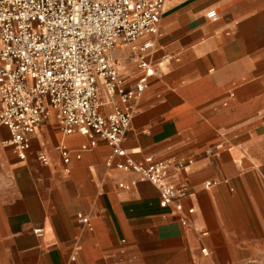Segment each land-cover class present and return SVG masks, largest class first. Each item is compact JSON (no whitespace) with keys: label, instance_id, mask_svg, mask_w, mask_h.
<instances>
[{"label":"crops","instance_id":"1","mask_svg":"<svg viewBox=\"0 0 264 264\" xmlns=\"http://www.w3.org/2000/svg\"><path fill=\"white\" fill-rule=\"evenodd\" d=\"M147 39L154 74L121 147L168 163L166 182L187 188L183 211L160 206L120 157L107 165L104 139L64 134L51 110L24 159L0 127V264H264V0H166L157 34L137 44ZM139 53L108 52L127 88ZM96 83L111 113L120 102Z\"/></svg>","mask_w":264,"mask_h":264},{"label":"built area","instance_id":"2","mask_svg":"<svg viewBox=\"0 0 264 264\" xmlns=\"http://www.w3.org/2000/svg\"><path fill=\"white\" fill-rule=\"evenodd\" d=\"M165 1L0 0V17H4L0 19V127L9 130L19 158H25L30 135L54 110L64 134L84 135L89 146L95 144V137L104 139L112 149L107 165L113 164L114 156L120 157L115 167L133 171L140 180L154 185L160 206L183 211L180 200L187 188L166 182L168 163L151 156L134 161L121 147L135 102L154 74L147 59L153 41L137 42L157 34ZM207 16L215 19L216 13L210 10ZM118 43L140 52L137 68L143 73L132 88L123 85L108 57ZM97 78L108 98L120 102L111 113L100 111ZM60 150L67 162V151ZM39 159L46 162L44 155ZM77 218L88 224L86 216L78 214ZM186 222L180 216V223Z\"/></svg>","mask_w":264,"mask_h":264},{"label":"clouds","instance_id":"3","mask_svg":"<svg viewBox=\"0 0 264 264\" xmlns=\"http://www.w3.org/2000/svg\"><path fill=\"white\" fill-rule=\"evenodd\" d=\"M7 2H9V3H11L12 2V0H7ZM4 17H0V19H3Z\"/></svg>","mask_w":264,"mask_h":264}]
</instances>
